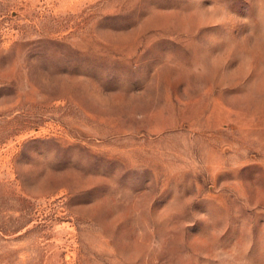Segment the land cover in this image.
Instances as JSON below:
<instances>
[{
	"label": "rangeland",
	"instance_id": "rangeland-1",
	"mask_svg": "<svg viewBox=\"0 0 264 264\" xmlns=\"http://www.w3.org/2000/svg\"><path fill=\"white\" fill-rule=\"evenodd\" d=\"M0 264H264V0H0Z\"/></svg>",
	"mask_w": 264,
	"mask_h": 264
}]
</instances>
